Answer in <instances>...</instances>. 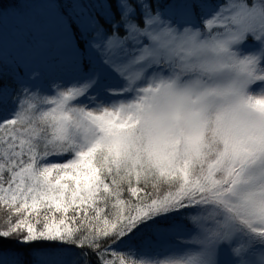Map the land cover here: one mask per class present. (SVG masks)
<instances>
[{
    "label": "snow or ice",
    "instance_id": "snow-or-ice-1",
    "mask_svg": "<svg viewBox=\"0 0 264 264\" xmlns=\"http://www.w3.org/2000/svg\"><path fill=\"white\" fill-rule=\"evenodd\" d=\"M10 14L0 264H264V0ZM149 229L178 246L144 252Z\"/></svg>",
    "mask_w": 264,
    "mask_h": 264
},
{
    "label": "trees",
    "instance_id": "trees-1",
    "mask_svg": "<svg viewBox=\"0 0 264 264\" xmlns=\"http://www.w3.org/2000/svg\"><path fill=\"white\" fill-rule=\"evenodd\" d=\"M9 4L16 3L17 0H6ZM28 2H31V0H28ZM25 8L29 10H42V5L38 3H29L24 5ZM14 11V9L10 8L9 12L11 13ZM15 11H19L16 9ZM18 21L10 14L8 17H6L2 22H0V32L3 33V41L2 46L4 48V52L6 55H12L15 54L17 50V43L14 40V36L16 34V24ZM55 75V74H51ZM56 159V158H54ZM171 235H167V237H170ZM158 236L153 232V230L149 229L145 232L138 234L136 237L134 243L136 247L142 249L144 252L148 254H154V253H161V255L158 257V259H161L164 257L163 253L166 248L173 247L174 245L171 244L172 241L167 242L165 245L157 244L156 247L152 246V243H154L157 240ZM67 259L71 260V256H68Z\"/></svg>",
    "mask_w": 264,
    "mask_h": 264
},
{
    "label": "rangeland",
    "instance_id": "rangeland-1",
    "mask_svg": "<svg viewBox=\"0 0 264 264\" xmlns=\"http://www.w3.org/2000/svg\"><path fill=\"white\" fill-rule=\"evenodd\" d=\"M169 241H172V243L171 244H173L174 246H178L177 245V240H176V238L174 237V236H170V237H167V236H163V237H157V240L154 242V243H152V246L153 247H156L157 246V244H161V245H165L167 242H169ZM165 257H163V258H161V259H164Z\"/></svg>",
    "mask_w": 264,
    "mask_h": 264
}]
</instances>
